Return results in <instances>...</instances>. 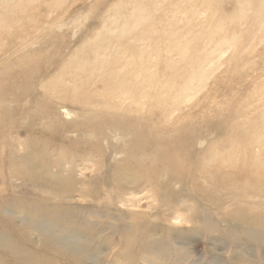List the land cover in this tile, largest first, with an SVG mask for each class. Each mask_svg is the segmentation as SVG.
<instances>
[{
    "label": "rangeland",
    "instance_id": "1",
    "mask_svg": "<svg viewBox=\"0 0 264 264\" xmlns=\"http://www.w3.org/2000/svg\"><path fill=\"white\" fill-rule=\"evenodd\" d=\"M263 202L264 0H0V239L13 253L264 264V238L224 221Z\"/></svg>",
    "mask_w": 264,
    "mask_h": 264
},
{
    "label": "bare ground",
    "instance_id": "2",
    "mask_svg": "<svg viewBox=\"0 0 264 264\" xmlns=\"http://www.w3.org/2000/svg\"><path fill=\"white\" fill-rule=\"evenodd\" d=\"M222 56H223V54H222ZM220 57H221V55H220ZM194 138H196V137H194ZM241 200H243L246 203V201L244 199L241 198ZM25 205L26 204H22L21 202L19 204L16 202V204H14V207H17L21 211L22 208H25ZM255 206H259V205L258 204H250V208H253ZM72 208H75V207H70V206H65V205H52L50 211L54 212L55 214H57V213H65L66 214V217H64V218H62L60 216H57V217L58 218H62L60 220H63V223L65 221H67L68 223H72L73 224L77 220H79V218L78 217H74ZM38 210L39 209H37L36 212L35 211H33V212H35V214H36V213H38ZM39 212H40V210H39ZM201 213H204V212L201 211ZM235 215L236 216L233 217V218H226V220H224V221H233V226L230 227V229L235 230V231H242L245 235H249L252 238H256V239L258 237L259 238L260 237L261 238H264V213H258L257 214V213H248V212H246V210H236ZM84 219L86 221H84L83 223H81V225H78L79 227H81L83 229H84L83 226H87L88 227V218L85 217ZM80 221H81V219H80ZM14 226H16V225H14ZM18 230H19V228H18ZM13 243L8 242V241H5L3 239H0V264H9V261L8 260H9L10 257H11L10 259L15 264H35V262H34L35 259H33L34 257H32L33 254L36 255V253H38L39 255H37V256L44 255V254L41 255L39 252H36L35 253L34 251H28L29 249L28 250H20V249H17V251L15 253H13V250L17 247L16 246L17 244H13ZM46 246L49 247V248H45L46 250H49V249H53L54 248V245L53 244L46 245ZM56 251L59 254H61L58 250H56ZM144 257L149 260V263H153L154 264V261H153V259H152L151 256L148 258L146 255H144ZM51 262H54V263L56 262V264H58V261H55L53 259H51ZM73 263L74 264H84L83 263V260H82V257H78L77 258V262H73Z\"/></svg>",
    "mask_w": 264,
    "mask_h": 264
}]
</instances>
